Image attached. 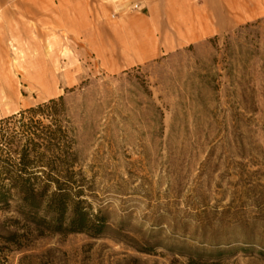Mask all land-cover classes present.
<instances>
[{
	"label": "rangeland",
	"instance_id": "374dc122",
	"mask_svg": "<svg viewBox=\"0 0 264 264\" xmlns=\"http://www.w3.org/2000/svg\"><path fill=\"white\" fill-rule=\"evenodd\" d=\"M9 1L0 120L63 98L74 199L110 229L40 236L0 210V264H264V0H235L225 30L141 63L113 48L115 14Z\"/></svg>",
	"mask_w": 264,
	"mask_h": 264
},
{
	"label": "trees",
	"instance_id": "16d2710c",
	"mask_svg": "<svg viewBox=\"0 0 264 264\" xmlns=\"http://www.w3.org/2000/svg\"><path fill=\"white\" fill-rule=\"evenodd\" d=\"M65 111L60 98L0 120V210L14 208L23 227L40 236L100 237L110 229L106 217L93 213L85 200L74 199L84 191L75 187L72 141L63 125ZM40 118L50 124L44 125ZM7 241L17 244L20 236L10 234Z\"/></svg>",
	"mask_w": 264,
	"mask_h": 264
},
{
	"label": "crops",
	"instance_id": "0c3cea01",
	"mask_svg": "<svg viewBox=\"0 0 264 264\" xmlns=\"http://www.w3.org/2000/svg\"><path fill=\"white\" fill-rule=\"evenodd\" d=\"M235 0H55L67 20L88 21L89 15L111 13L117 23L113 48L141 63L212 37L225 30L228 7ZM10 1L0 0V11ZM20 4V2H18ZM96 7V9H94ZM8 15L0 13V22ZM126 68V67H125Z\"/></svg>",
	"mask_w": 264,
	"mask_h": 264
}]
</instances>
